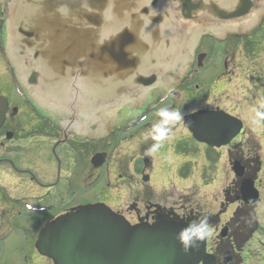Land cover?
<instances>
[{"label": "flooded vegetation", "instance_id": "flooded-vegetation-1", "mask_svg": "<svg viewBox=\"0 0 264 264\" xmlns=\"http://www.w3.org/2000/svg\"><path fill=\"white\" fill-rule=\"evenodd\" d=\"M56 6L63 11L71 6L76 9L77 26L98 24L100 30L123 26L117 46L109 48L104 43L98 48L103 64L113 63L112 77L103 74L87 82L80 72L67 76V60L61 57L68 58L73 51L62 44L67 35L54 27L68 24L70 17H56L51 11ZM104 14H111L113 21L101 26ZM123 15H128L135 36L125 30ZM140 39L149 45V50L140 47ZM55 41H59L56 50ZM263 48L264 0H0V96L7 102L0 128V245L7 239L4 229L1 231L5 206L13 203L16 207L13 217L27 208L32 213L51 211L53 206L44 199L52 198L53 188L70 183V177L82 187L75 191L77 198L103 182L113 190L126 191L135 186L141 189L139 183L144 185L149 177L138 181V168L147 173L153 157L169 150L164 143L156 154H144L155 142L147 134L161 119L160 109H179L184 118L201 111L224 112L243 123L242 131L228 145L209 148L228 150L234 179L224 189V213L232 205L237 208L229 221L220 225L218 220L214 226L220 225V234L226 229V237L218 239L210 253L217 258V264H225V253L230 254L227 264H242V251L253 236L259 233L264 238V225L256 212L264 198L262 148L256 138L251 140L246 134L244 122L227 107L231 106L232 90L242 91L235 86V80L248 76V68L252 69L244 65V57H255L254 64L260 60ZM170 51L178 57L177 70L173 72L170 66L165 67ZM56 56L61 59L57 77L32 68L39 59L47 67L48 59ZM221 63L220 71L216 67ZM183 135L196 140L182 121L173 128L172 140ZM243 138L248 140L246 144ZM100 155L105 157V163L95 168L92 160ZM235 163L243 168L242 177L235 174ZM40 169L46 174L44 181L37 173ZM12 176L17 179L16 186L43 188L46 197L25 200L13 196L6 182ZM245 179L251 180L259 193L253 205L243 201L241 186ZM103 198L71 206L49 222L95 204H104L127 219L115 208L113 197ZM163 207L156 204L141 222L178 218L190 223L198 218L188 214L179 218ZM240 211L244 213L238 218ZM207 245L209 250L208 241Z\"/></svg>", "mask_w": 264, "mask_h": 264}, {"label": "rangeland", "instance_id": "rangeland-1", "mask_svg": "<svg viewBox=\"0 0 264 264\" xmlns=\"http://www.w3.org/2000/svg\"><path fill=\"white\" fill-rule=\"evenodd\" d=\"M51 11H54V15L59 18L70 17L68 24L64 22V24H55L54 27L55 31L58 30L60 33L64 32L67 35L66 41H62V44L67 45L73 51L72 54H68V58L61 57L62 60H67V65L65 66L67 76L80 72L87 79V82H90L89 80L94 81L103 74L107 75V77H112L113 63L110 61L108 66L103 64L104 62L101 59L98 48L104 43V46L109 48L113 47L114 44L117 46L123 26L111 25L103 30L97 29L98 24L77 26L74 24V17L77 15L75 14L76 9L72 6L64 11L56 6ZM123 16V22L126 24L124 25L126 26L125 30L128 29V32L134 35L132 28H130L132 24L129 22L128 15ZM112 21L111 14H104L101 16L99 23L103 26V23ZM10 35L9 42L13 37V32ZM58 42H53L55 50L58 47ZM10 45H13L12 41ZM144 46L149 50V45L143 39H140V47ZM148 50L146 51L150 53ZM170 52H172L171 56L166 57L167 60H165L169 64L165 67L169 68L170 66L169 70L173 72L177 70L178 57H175L173 51ZM261 53L260 60L254 64H252V61L255 60V57L252 55L247 56V59L244 57V65L252 69L248 68V76L235 80V86L242 88V91L234 92L232 90L231 106H228L227 109L244 122L245 132L251 137V140L256 138L257 144L260 143L262 148L260 154L261 171L264 173V126L262 122L259 125L252 123L256 118L255 110L264 111V108L260 107L264 103V48ZM162 57H164L163 53ZM14 59L16 60L15 57ZM48 60L49 65L47 67L39 59L38 65L35 63L32 68L48 71L57 77L60 71V57L56 56ZM221 67L222 63L216 68L221 71ZM251 131H253V134ZM178 132L182 133L181 131ZM246 138L241 140L242 142L245 141L243 144L248 142ZM163 147L167 148V150L169 148V150L165 151L164 153L166 154L163 156L153 157V165L148 169L147 173L143 174L145 171L138 168L137 172H141L138 173L141 178L137 177L138 174L136 175L138 181H143L144 176L149 177V181L144 183L145 186L138 182L141 189L135 186L133 189H127L126 191L113 190L103 182L96 184L91 192L87 191L84 197L82 195L77 198L75 191L82 187L76 178L70 177L68 179L70 183L60 184L58 187L53 188L51 190L52 198L49 200L48 198L44 199L46 203L50 202L53 206L51 211L32 213L29 210L30 208H27L20 212V216L16 215L13 217V211L16 207L13 206V203L9 204V207L5 206L2 219L5 226L3 225L1 231L4 229L3 233L7 239L0 245V264H48L35 249L37 236L43 227L50 219L60 215V213L71 206H76L79 203H92L97 198L104 199L105 195L115 199V208L125 213L127 220L133 225L141 222V219H144L146 214L154 210L151 208L155 207L156 204L164 206L163 208L171 211L174 216L179 218L184 217L186 214L192 217L207 215L213 226H216L218 220L222 222L220 225H223L225 221H229L237 207L232 205L224 213L227 209L223 205L225 203L224 189L234 179V175H231L230 171L231 163L227 160L228 150L226 148L211 149L186 135H183L179 140L166 142ZM90 168L89 170L91 171L92 169ZM37 173L40 179L44 181V178H46L44 171L40 169ZM2 178L0 177V184L3 185ZM7 180L10 193L17 198L33 200V198L46 197L45 195H47L43 188L35 187L31 184H28L27 187L16 186L17 179L14 176L8 177L6 182ZM137 190H140V193ZM256 212L261 225H264V198L263 202L256 208ZM147 223L152 224V222ZM219 227L214 228L213 237L208 239L209 253L213 250L215 242L221 239ZM262 245H264V238L260 237L259 233H256L242 251V264H264V248Z\"/></svg>", "mask_w": 264, "mask_h": 264}, {"label": "water", "instance_id": "water-1", "mask_svg": "<svg viewBox=\"0 0 264 264\" xmlns=\"http://www.w3.org/2000/svg\"><path fill=\"white\" fill-rule=\"evenodd\" d=\"M6 108V100L0 96V128ZM183 123L196 141L214 148L228 145L243 128L240 120L224 112H197L186 116ZM104 163L102 155L92 160L95 168ZM234 166L237 177H242L243 168L239 163ZM241 190L245 204L258 201L251 180H243ZM188 224L163 219L133 225L104 204L86 205L47 224L35 246L53 264H217V258L208 252L207 240L185 251L178 234ZM225 237L226 229L221 233V238ZM230 261V254L225 253L223 263Z\"/></svg>", "mask_w": 264, "mask_h": 264}, {"label": "clouds", "instance_id": "clouds-1", "mask_svg": "<svg viewBox=\"0 0 264 264\" xmlns=\"http://www.w3.org/2000/svg\"><path fill=\"white\" fill-rule=\"evenodd\" d=\"M264 108V103L260 105ZM158 115L161 117L159 122L153 123L151 130L147 136L155 141L146 149L145 155L152 156L156 154L166 142H170L173 138V128L184 120V114L179 109L162 108ZM255 119L252 121L254 125L261 124L264 121V111L255 110ZM215 232L214 226L210 223L207 215H201L197 219L192 220L187 227L181 229L178 239L183 245L185 251L198 247L200 242L213 237Z\"/></svg>", "mask_w": 264, "mask_h": 264}, {"label": "trees", "instance_id": "trees-1", "mask_svg": "<svg viewBox=\"0 0 264 264\" xmlns=\"http://www.w3.org/2000/svg\"><path fill=\"white\" fill-rule=\"evenodd\" d=\"M168 212V211H167ZM170 212H168L167 214H169ZM243 213L244 212H242V211H240V212H238V218H241L242 216H243ZM249 214H250V216L252 215L250 212H248ZM166 218H168V216H166ZM176 220H179L178 218H175ZM179 221H181V220H179Z\"/></svg>", "mask_w": 264, "mask_h": 264}, {"label": "bare ground", "instance_id": "bare-ground-1", "mask_svg": "<svg viewBox=\"0 0 264 264\" xmlns=\"http://www.w3.org/2000/svg\"><path fill=\"white\" fill-rule=\"evenodd\" d=\"M182 49H184V48H182Z\"/></svg>", "mask_w": 264, "mask_h": 264}]
</instances>
